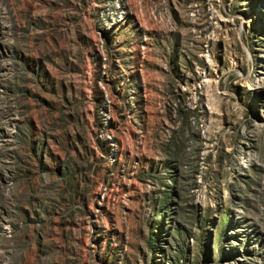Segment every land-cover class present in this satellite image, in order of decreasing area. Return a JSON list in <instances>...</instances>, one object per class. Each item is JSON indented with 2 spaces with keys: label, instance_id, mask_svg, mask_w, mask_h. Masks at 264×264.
Instances as JSON below:
<instances>
[{
  "label": "rangeland",
  "instance_id": "1",
  "mask_svg": "<svg viewBox=\"0 0 264 264\" xmlns=\"http://www.w3.org/2000/svg\"><path fill=\"white\" fill-rule=\"evenodd\" d=\"M0 264H264V0H0Z\"/></svg>",
  "mask_w": 264,
  "mask_h": 264
}]
</instances>
